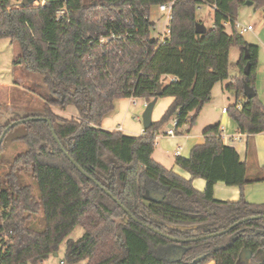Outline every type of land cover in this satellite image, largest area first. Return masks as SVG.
Returning a JSON list of instances; mask_svg holds the SVG:
<instances>
[{
  "label": "trees",
  "instance_id": "trees-1",
  "mask_svg": "<svg viewBox=\"0 0 264 264\" xmlns=\"http://www.w3.org/2000/svg\"><path fill=\"white\" fill-rule=\"evenodd\" d=\"M246 1L45 0L43 5L31 2L10 9V0H0V38L19 48L15 62L38 74L50 94L42 113L0 122L1 137L11 123L26 120L0 142L1 157L8 134L18 129L13 140L25 146L16 156L0 160L6 167L0 174V264L42 263L77 224L84 233L67 241L60 264H264V219L247 220L222 235L194 242L181 244L166 237L198 239L264 214V204L244 199L246 184L264 180V167L249 178L248 159L242 162L236 149L223 143L220 124L203 131L204 143L193 147L187 158L175 156V165L189 173V180L152 158L155 137L170 119L176 120L175 135L183 126H195L214 85L229 77L232 48L240 54L239 76L226 86L237 96L227 114L246 134L250 157L252 136L264 132V106L257 95L243 97V85L254 89L259 47L223 26L235 21L237 8ZM248 1L256 9L264 6V0ZM168 2L175 4L170 34L159 40L152 37L149 9ZM201 6L214 10V22L199 35L193 24ZM62 8L66 15L58 21L55 12ZM178 14L189 22L192 36L177 23ZM245 51L251 65L248 76L242 71ZM165 77L172 80L164 83ZM166 97L173 103L140 136L100 127L116 100ZM67 106L75 107L78 117L64 119L52 110L63 112ZM32 117L47 119L51 127L41 119L28 121ZM197 178L205 181L203 192L192 187ZM218 182L239 188V199L216 200L213 186ZM149 191L164 199L151 198ZM175 246L185 249L176 261L165 253ZM242 250L252 256L241 260ZM199 255L205 258L193 263Z\"/></svg>",
  "mask_w": 264,
  "mask_h": 264
},
{
  "label": "rangeland",
  "instance_id": "rangeland-1",
  "mask_svg": "<svg viewBox=\"0 0 264 264\" xmlns=\"http://www.w3.org/2000/svg\"><path fill=\"white\" fill-rule=\"evenodd\" d=\"M21 0H10V2L17 3ZM196 22H200L207 31L213 28L214 22V10L210 6H201L196 9ZM150 14L152 20L154 16L161 17L162 13L157 12L153 7H150ZM236 23L245 27L251 26L252 31H247L241 34V37L245 42L250 45L259 46L258 63L256 68V77L254 82V90L257 93V99L264 106V6L261 8H255V5L243 4L237 8V16L235 18ZM188 22V21H187ZM189 23V22H188ZM227 33L231 32L229 26H225ZM155 32V31H154ZM19 53V48L14 44L10 43V40L6 37L0 38V113L1 124L8 123L15 120L16 118L25 117L32 114L42 113L43 104L45 103L44 98H48L49 92L43 85L40 76L36 73H30L25 69L22 64L16 63L15 58ZM240 56L236 48L230 50L229 56V77L220 83H217L212 90V100L208 109L214 113L216 117H221L222 108H228L236 103L237 96L234 91H226V86L237 76H239V70L237 67L238 57ZM15 62V63H14ZM242 98H238L240 102ZM142 103L140 100L135 99L128 101L127 99H119L115 101L114 111L107 118L112 119L119 112L122 111L123 115L128 113L127 120L136 121L138 124L141 123V117L145 111L144 107L139 108L138 105ZM78 111L73 106H67L62 117L65 119L76 118ZM137 116V120L135 117ZM228 117V114H226ZM122 120L118 121L121 123ZM229 123L235 126L228 117ZM222 127L227 128V123L221 122ZM228 129V128H227ZM236 130V128H235ZM230 132V131H229ZM19 130L10 132L4 141V149L1 154V159H10L17 155V153L23 151L25 146L20 142H15L13 139L17 136ZM225 133L228 134L225 130ZM259 142L260 153L264 155V136L255 138L256 135L252 136ZM252 139V138H251ZM158 142V139L155 140ZM255 141L252 139V145L254 146ZM257 152V146H256ZM258 153V152H257ZM153 158L156 161L164 165L166 168H170L173 157L162 155L160 146L155 144V150ZM262 160H264L262 158ZM260 161V160H258ZM264 164V163H263ZM259 165V163H258ZM261 165V164H260ZM256 166L251 165L248 161V177L255 178L257 171ZM6 170V167L0 165V174ZM260 183V182H259ZM254 184V185H253ZM256 184V186H255ZM248 189V193H251L256 198H264V184L258 185L257 183L246 184L244 188ZM228 188V187H225ZM229 189V188H228ZM245 199V191H244ZM246 200V199H245ZM225 201V200H223ZM263 204V203H262ZM261 205V204H257ZM1 212V211H0ZM84 231L80 225H76L69 233L68 236L63 240L58 250L48 256V259L40 264H60L63 260L64 250L68 240H77L83 235ZM168 249H166L167 255ZM168 256V255H167ZM210 263V262H209ZM204 263V264H209ZM83 264V263H82Z\"/></svg>",
  "mask_w": 264,
  "mask_h": 264
},
{
  "label": "crops",
  "instance_id": "crops-1",
  "mask_svg": "<svg viewBox=\"0 0 264 264\" xmlns=\"http://www.w3.org/2000/svg\"><path fill=\"white\" fill-rule=\"evenodd\" d=\"M153 8L156 9L155 6H153ZM150 21L154 23V28H155V32L152 33V37L155 38H160V36L163 35L164 30H165V25L167 24V21L165 19V16L163 14H161V17L158 18L157 16H154V20H152L151 16H150ZM177 23L182 24V26L184 27V29L187 31V33L192 36V28L190 27L189 23L187 22V20L180 14L177 15ZM259 47V46H258ZM260 50V49H259ZM258 50V53H259ZM229 56H230V52H229ZM240 58L238 57V60ZM172 78L170 77H165L164 78V83H167L169 81H171ZM215 87V85H214ZM213 87V88H214ZM212 88V90H213ZM211 90V91H212ZM128 101H132L133 99L129 98L127 99ZM135 100V99H134ZM140 100L142 103H140L138 105L139 108L144 107V104L147 102L143 99H138ZM212 100V97H211ZM174 99L170 98V97H166V98H162V99H157L154 107H153V112H152V122H158L161 118L162 115L166 112L167 108L173 103ZM211 101L208 104H205L203 106L202 111L200 112L199 116L197 117L196 121H195V126L192 129H189V126H183L180 130H179V134L178 135H174L173 137H169V136H165L164 133L165 131L171 126V123L173 122V119H170L166 124H164L163 128L159 131V135L157 136L156 139H158V142L155 144L157 146H160L161 150H162V155H166V156H172L173 160L171 162V165L169 166L170 168H166L164 165H162L161 163H159L158 161L155 160V158H153L154 152L152 154V158L159 163L163 168L165 167L168 170H171L174 174H177L179 177H183L186 180L190 179V175L189 173H186L185 171H183L181 168L177 167L175 165V156L174 153L177 151L178 155L177 156H181V157H185L187 158L192 150L193 147H195L198 144H203L204 140L202 137V133L203 131L208 128L211 127V125H215V124H220L221 122L223 123H227V128L224 129V127H222L221 125V129H222V134H221V139L223 140V143L225 145H231L233 146L237 153L238 156H240V159L242 162H245L246 159H248V161L251 163V165H255L256 168H261L264 167V160H262V158L264 159V155L263 153H260V145L259 142H257L256 139H254L252 137V139L255 141L254 146L252 145V153L250 154V157H248L246 154V146H247V136L246 134H242L237 126L232 125L229 123L228 121V117H226V114H222L221 111V117H216L214 115V113L211 111V109H208L210 106ZM226 109V108H222ZM53 112H55V114H57L58 116L62 117V113H64V111H60L58 108H52ZM127 116L128 113H126L125 115H123L122 111H119L112 119L109 118H104L101 123H100V127H102L103 129L107 130V131H120L122 132V134L126 135V136H140L144 133V129L141 123H137L136 121H132V120H127ZM78 117V114L77 116ZM63 118V117H62ZM74 118V117H73ZM137 116L135 117V120H137ZM121 121V123H118V121ZM236 128V130H235ZM225 130L228 134L225 133ZM230 131V132H229ZM264 136V132L256 135L255 138ZM225 137L228 139L230 137H232L229 141L225 140ZM236 137H238V139H236ZM235 138V139H234ZM155 139V140H156ZM256 146H257V152H256ZM155 150V148H154ZM260 160V161H258ZM259 163V165H258ZM261 164V165H260ZM255 168V170H256ZM257 173V172H256ZM258 185H262L264 184V180L260 183H257ZM254 185V184H253ZM256 186V184H255ZM192 187L193 189H195L196 191L199 192H203L204 191V187H205V181L197 178L195 180H192ZM214 192H213V196L216 200H220V201H237L240 197V189L237 187H229L225 188L224 185H221L219 183H216L213 186ZM248 189L250 190V188H244L245 191V201H247L248 203L251 204H264V198H256L253 195H251V193H248ZM209 263V262H208ZM209 264H214L213 262H210Z\"/></svg>",
  "mask_w": 264,
  "mask_h": 264
},
{
  "label": "water",
  "instance_id": "water-1",
  "mask_svg": "<svg viewBox=\"0 0 264 264\" xmlns=\"http://www.w3.org/2000/svg\"><path fill=\"white\" fill-rule=\"evenodd\" d=\"M34 1H37V0H22L21 5H22V6H28L29 3L34 2ZM245 4H246V5H252V2L247 0V1L245 2ZM193 27H194V32H195V34L202 35V34H205V33L207 32V30L205 29V27H204L200 22H195V23L193 24ZM244 58L247 60V63H246L245 66L243 67V70H242V71H243V74H245L246 76H248L249 73H250L251 65H250V62H249L250 58H249L248 53H247L246 51H245V53H244ZM243 90H244L243 97H245L246 99H252V98H254V97L257 95L256 90H254L252 87H250L247 83H244V85H243ZM160 92H161V86L158 87V90H157V92H156V93H157V96H160V95H161ZM156 101H157V98L153 99L152 101L148 102V103L146 104V107L144 108L145 111L143 112L142 117H141V124H142V126H143L144 131H145L147 128H150L151 125H152V123H153V122H152V112H153V110H154L153 107H154ZM39 119L44 120V121H47L49 127H51L50 121H48V120L45 119V118L32 117V118H29L28 121L39 120ZM25 121H26V120H24V119H23V120H16V122H13V123H11L8 127H6L5 130H4V132H3V134H2L1 137H0V142H1L2 138H3V136L5 135V133H6L10 128L15 127L17 124L24 123ZM52 135H53L54 139H55L56 142H57V139H56L55 134H54L53 131H52ZM65 157H67V158L72 162V164L74 165V167L79 171V173H80L81 175H84V176L88 177V176H87V175H86V174H85V173H84V172H83V171L77 166V164H76L73 160H71V159L69 158V156H68L67 153H65ZM110 175H111L110 179L113 178V176H114V175H113V170L111 171V174H110ZM218 183L221 184V185H223L222 182H218ZM100 188H102V187H100ZM103 190H104V189H103ZM104 192H106L108 195H110L109 192H107V191H105V190H104ZM149 196H150L151 198H153V199H157L158 201H162V200L164 199V197H163L162 195H159V194L150 193ZM200 204L203 206V208L205 209V211H206L209 215H212L210 209L207 208L206 205H205L204 203H202V202L200 201ZM127 214L129 215V213H127ZM258 219H264V214H263V215H256V216H252V217H247V219L240 220L239 222H237V223L231 225L228 229H226V230H224V231H221V232H218V233H214L213 235H208V236L198 237V239H182V240H177V239H174V238L169 237V236H166V237H168L169 239H171L172 241H174V242H176V243H181V244L184 243V242H194V241H198L199 239H207V238H211V237L214 238V236L222 235V234H224V233L230 231L233 227H235V226H237V225H239V224H242V223H244V222H247V220H258ZM134 220H135L136 222H138V223H141V222H139V221L136 220V219H134ZM124 221H126V220H124ZM141 224H143V223H141ZM147 228L150 229V230H152V231H154L155 233L161 234L159 231H157L156 229H154V228L151 227V226H147ZM175 247H176V248H175L176 251H178L179 255L181 256L180 259H182L183 256H184V253H185V249H184V248H181V247H179V246H175ZM170 249H173V247L170 248ZM168 250H169V249H168ZM167 252H168V251H167ZM260 253H261V255H262V260L264 261V250L260 251ZM251 256H252V253H250L249 251L242 250V251H241V255H240V259H241V260H245V259L250 258ZM168 258H169V257H168ZM204 258H205V257L202 256V257H200L199 259L195 260L194 263H199V261H200V260H203ZM173 260L176 261V260H179V259H173Z\"/></svg>",
  "mask_w": 264,
  "mask_h": 264
},
{
  "label": "built area",
  "instance_id": "built-area-1",
  "mask_svg": "<svg viewBox=\"0 0 264 264\" xmlns=\"http://www.w3.org/2000/svg\"><path fill=\"white\" fill-rule=\"evenodd\" d=\"M34 2L35 3L39 2L40 5H43L44 2H45V0H37V1H34ZM21 3H22V0L20 2L13 3L9 8L10 9L18 8V7L22 6ZM155 7H156L157 12L162 13L165 16V19L167 21V24L164 27L165 30H164L163 35L160 36V38H158L159 40H163L164 38H167L169 36V34H170L169 24H170V21L172 19V13H173V10L175 8V4H174V2H168V3H164V4H159V6H155ZM149 11H150V9H149ZM55 14H56V20H58V21L61 20L66 15L65 14V10L63 8H62V10L56 11ZM149 19H150V16H149ZM223 26H229L231 28V30H234L239 35H241L244 32L252 31L253 30L251 26L245 27L243 25H239L238 23H236V21H234L233 23H230L229 21H225V23H223ZM104 42H105L104 39H100L99 40V43H104ZM147 103L148 102H146L144 104V108L146 107V104ZM222 114H227V109H223L222 110ZM176 126H177L176 125V120L173 119V122L171 123V126L165 131L164 135L165 136H169V137H173L175 135V128H176ZM158 135H156L155 139L157 138ZM231 138L232 137H230V138L227 139L225 137V140L229 141ZM236 139H238V137H236ZM174 155L177 156L178 155V152L176 151L174 153Z\"/></svg>",
  "mask_w": 264,
  "mask_h": 264
},
{
  "label": "flooded vegetation",
  "instance_id": "flooded-vegetation-1",
  "mask_svg": "<svg viewBox=\"0 0 264 264\" xmlns=\"http://www.w3.org/2000/svg\"><path fill=\"white\" fill-rule=\"evenodd\" d=\"M150 193H154V194H157L156 192H153V191H149V195ZM176 247H173V249H169L168 252H167V255L168 257L173 260V259H180V255L178 253V251H176L175 249ZM203 255H199V257L193 259V263L195 262V260L199 259L200 257H202ZM184 257V256H183Z\"/></svg>",
  "mask_w": 264,
  "mask_h": 264
}]
</instances>
